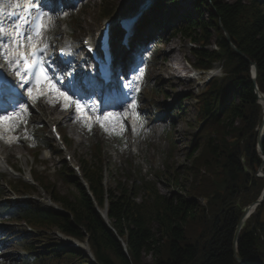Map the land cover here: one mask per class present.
Masks as SVG:
<instances>
[{"label":"trees","instance_id":"obj_1","mask_svg":"<svg viewBox=\"0 0 264 264\" xmlns=\"http://www.w3.org/2000/svg\"><path fill=\"white\" fill-rule=\"evenodd\" d=\"M100 2L102 17L113 16L114 1ZM204 10L208 20L203 19ZM195 13L197 19L177 9L172 12L173 19L181 21L173 36L180 35L193 44L190 52L196 61L192 67L210 70L218 63L223 77L195 97L199 107L196 120L201 126L188 154L193 173L190 189L184 195L166 197L144 179L129 178L132 184L129 179L126 183L117 181L114 190L105 191L103 156L98 147L94 163L81 167L86 190L62 160L60 173L76 194L50 192L42 177L35 180L64 212L35 205L4 208L13 220L27 222L40 231L38 236L10 231L28 255L25 264H145L146 255L154 258L153 264H240L234 252L236 228L244 209L264 190V177L257 176L262 164L257 129L264 109L251 78L255 64L256 83L264 94V0H199ZM154 20L147 29L163 38L167 27L158 12ZM79 25L78 20L73 31ZM213 44L216 50L209 49ZM161 94V85L151 86L150 97L158 116L162 108L155 100ZM172 114L175 119L184 116L179 111ZM262 149L264 153V138ZM16 187L26 193L37 191L23 182ZM199 198L204 204L197 201ZM106 205L113 230L97 211ZM54 232L79 242L88 239L94 262L80 251L54 245ZM237 251L247 264H264V202L241 230Z\"/></svg>","mask_w":264,"mask_h":264},{"label":"rangeland","instance_id":"obj_2","mask_svg":"<svg viewBox=\"0 0 264 264\" xmlns=\"http://www.w3.org/2000/svg\"><path fill=\"white\" fill-rule=\"evenodd\" d=\"M113 1L115 13L110 18L102 17V6L99 0H86L82 3L86 6V9H83L81 13H78L77 9H72L66 20H63L64 14L58 13L54 21L55 23L53 22L54 29L51 34L49 33L47 35V41H50V47L63 44L65 38L68 37L74 43V48L78 50L77 53H79L81 41L84 37H92L99 34L103 23L107 20L113 22L119 17L129 16L136 5L142 0ZM198 1L177 0L175 3L170 4L167 0H153L151 8L135 28V32H138L145 23L154 22L155 12H158V16L162 17L167 23L166 26H168L167 31L163 34L167 42L161 43L163 42L161 41L156 45V48L159 50L154 54V58L157 61L153 60L146 63L147 72L137 99L138 112L135 113V116L141 128L140 136L137 138L140 145L136 143L137 141H132L126 126V130L120 136L122 139L119 140V137L113 133L112 129L105 131L100 125L91 127V130H89V127H86L84 123H65L69 117L73 119L74 114L70 110L63 111L60 107V116L67 118L59 126V130L65 136L67 144L66 147L60 148L58 146L57 148V145L50 141L48 129L44 127L43 123L46 122V119L40 114V111L43 110L46 104L45 102H40L31 107L32 115L30 114L29 118L25 117L23 120V126L20 128L23 136L19 145L4 148L10 165L20 178H12L7 174L0 173L3 177V180L0 181V205L11 204L13 207L20 205L19 203L13 202H9V204L4 203L3 201L8 200V198H37L38 200L49 198V192L39 187L36 189V192L26 193L22 190L18 191L16 185L19 180H23V178L31 174L32 176L40 178L42 176L41 180L43 185L49 188L50 192L69 196L76 194L77 191L75 188L67 184L64 181L63 175L59 173L62 158L55 155L56 149L63 152V154H66L67 149H69V152L74 153L73 156L76 164L82 167L84 163H94L95 151L98 147H101L102 160L105 166L104 181L108 189L114 190L117 181L126 183L127 179L130 178L131 180L139 181L144 179L145 182L153 184L166 197L186 194V191L190 189L193 181V173L191 171L192 162L188 158V154L193 147L192 144L196 139L195 136L199 133V127L201 126L196 120L199 115V107L195 97L200 95L204 91V88L202 86L198 87L197 81L199 76L197 77L198 79L193 80L180 79L179 73L172 69V65L176 67L181 66L186 73H193L190 64L195 63L196 60L190 52L193 45L189 40L180 35L173 36L175 32L174 28L178 27L181 21L171 20V15L173 10L177 9L180 14H190L197 19L199 16L195 13V6ZM225 1L234 3L237 0ZM53 9H55V6ZM78 17H80V29L72 33L71 27L73 21ZM203 19L208 20V13L206 11L203 13ZM155 39L157 37L153 35L151 41ZM117 45L118 41H116V47ZM151 49H153V44L149 46V50ZM209 49L213 50L214 47L210 46ZM78 58H83V55L77 54V60H79ZM163 58H166V60ZM139 60H141L140 57ZM119 61L121 64L122 59H119ZM82 68L83 65H75L74 69L77 72H81L77 75V80L83 76ZM213 69V72L218 73L215 79H220L219 69H221V65L216 63L213 65ZM68 72L70 71H65V75ZM206 75L203 74L200 76L201 82H204ZM76 83L74 81L72 85ZM154 84L161 85L163 92L155 100L163 110V116L159 120H156L149 113V109L154 110L150 102L151 97H149L151 86ZM177 111L184 115L183 118L175 119L173 117L172 113ZM149 127L152 129H148ZM35 131H38V134L39 132L44 133L45 139L50 147H52V150L47 149L39 154L38 148L29 144L23 138L28 132ZM130 179L128 182L132 184ZM176 181H178V184ZM12 191L17 195H14ZM138 194H140L138 196V200H140V196L143 195L142 190ZM197 201L204 204L203 199L199 198ZM32 203L35 204L34 201ZM9 227H14L19 232H25L23 222L18 223L0 218V230ZM34 229L35 232H40L38 229ZM154 230L158 231L157 225H154ZM52 239L54 245L63 246L53 233ZM25 257L24 252L15 244L12 238L6 234L1 235L0 264H24L22 261ZM153 260L154 258L150 255H146L143 258L145 264H153Z\"/></svg>","mask_w":264,"mask_h":264},{"label":"snow or ice","instance_id":"obj_3","mask_svg":"<svg viewBox=\"0 0 264 264\" xmlns=\"http://www.w3.org/2000/svg\"><path fill=\"white\" fill-rule=\"evenodd\" d=\"M16 7L19 8L20 5L17 4ZM24 11L27 15L21 18L23 25L17 23L13 33H5L4 27L0 26V59L4 62L0 67L6 65L7 70L18 79L20 87L27 86L26 92L33 104L37 101H47L50 96H55L57 102H62V107L68 108L74 105L78 112L84 114L85 120L89 119L90 117L85 113V106L78 100L73 101L72 97L61 91L49 72L50 41H45L44 36L52 29L53 17L41 10L39 0H28ZM5 36H7L6 40ZM63 54L68 56L71 52L63 51ZM29 107L27 104L19 103L17 111L0 116V128L15 130L19 127V122L23 121V114H31ZM136 107L133 101L130 108L134 111ZM126 114L127 111L124 114L108 112L103 117L96 116L95 120L105 131L109 130L106 122L111 123L113 133L122 136L126 128L120 123V117ZM117 123H120L118 130L115 127ZM85 126L91 130V125L86 123Z\"/></svg>","mask_w":264,"mask_h":264},{"label":"water","instance_id":"obj_4","mask_svg":"<svg viewBox=\"0 0 264 264\" xmlns=\"http://www.w3.org/2000/svg\"><path fill=\"white\" fill-rule=\"evenodd\" d=\"M225 35H226L227 40L230 41L228 34L225 33ZM243 57L247 62H249L247 57H245V56H243ZM256 77H257V68H256L255 64H252V81H253V84L255 87V94L257 95L258 103L261 104L263 106V109H264V94L261 93L258 89V86L256 83ZM263 138H264V120L261 124V128L259 130V135H258V140H257V152L260 155V157L262 158V164H261L260 169H259V172H261V173H263V170H264V153H263V149H262ZM263 202H264V190H263L260 198L255 203H253L252 205H250L244 209L243 214H242V216L238 222V225L236 228V233H235V238H234V252H235L236 259L240 264H247L238 255V251H237V244H238L240 232L243 229V227L245 226V223L250 218V216L252 214H254L257 207L260 206L261 204H263ZM102 216L104 217L103 214H102ZM86 244H88V239L86 241ZM88 256L93 260L91 254H88Z\"/></svg>","mask_w":264,"mask_h":264},{"label":"bare ground","instance_id":"obj_5","mask_svg":"<svg viewBox=\"0 0 264 264\" xmlns=\"http://www.w3.org/2000/svg\"><path fill=\"white\" fill-rule=\"evenodd\" d=\"M6 1H10V0H6ZM137 9V7H135V9H134V11ZM133 14V12H131V14H130V16L131 17H134L135 15H132ZM138 20H139V18L137 19V21L136 22H138ZM140 23V21L137 23V25ZM114 26H116V28L118 27V23H115L113 26H112V28H111V30L113 31H115V32H117V30L114 28ZM114 46H115V48H117L116 47V41L114 40ZM80 61L83 63V64H85L86 65V63H87V61L85 60V59H82V58H80ZM119 61V59L118 58H116L115 59V62H118ZM118 63H120V62H118ZM171 64V63H170ZM172 69H174V71H175V69H176V66H173L172 65ZM132 86L133 87H135V84H132ZM137 91L135 90V93H136ZM40 114H42L43 115V117H44V119H46V121H47V124H50V126L51 127H56L57 129H60V127L59 126H61L64 122H65V118H67V117H61L60 115H61V112H60V110H59V107H52V108H50L48 105H46L45 106V108L42 110V111H40ZM68 122H71V123H73L74 122V120L73 119H70V118H68L67 120H66V122L65 123H68ZM116 125H119V123H117ZM148 129H152L151 127H149ZM138 133H137V135H131L130 136V138H134L135 140L139 137V135H140V129L137 131ZM61 133H62V131H61ZM63 134V133H62ZM50 136H51V138H53V133L52 132H50ZM63 138H65V136L63 135ZM79 143H81L80 141H79ZM138 145H140V143L138 142ZM133 147V146H132ZM68 151H67V155L68 156H70V161H71V164L73 165V164H75V158H74V153L72 154L71 152H69V149H67ZM42 204H44V205H46V206H49V205H52V204H50L49 203V201H48V198H43L42 200Z\"/></svg>","mask_w":264,"mask_h":264}]
</instances>
